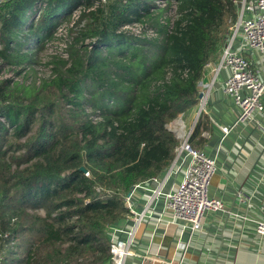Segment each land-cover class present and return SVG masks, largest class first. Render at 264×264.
Returning a JSON list of instances; mask_svg holds the SVG:
<instances>
[{
	"label": "trees",
	"instance_id": "trees-1",
	"mask_svg": "<svg viewBox=\"0 0 264 264\" xmlns=\"http://www.w3.org/2000/svg\"><path fill=\"white\" fill-rule=\"evenodd\" d=\"M238 11L234 0L0 5V264L110 263L108 228L134 186L172 165L168 124L197 106ZM57 39L49 74L1 77L34 71Z\"/></svg>",
	"mask_w": 264,
	"mask_h": 264
},
{
	"label": "crops",
	"instance_id": "crops-1",
	"mask_svg": "<svg viewBox=\"0 0 264 264\" xmlns=\"http://www.w3.org/2000/svg\"><path fill=\"white\" fill-rule=\"evenodd\" d=\"M235 44L236 48L244 45L242 34ZM244 54L256 71L264 72V52ZM218 59L207 65L200 82L204 107L197 105L182 116L190 130L194 127L192 145L216 160L218 169L209 194L221 199L225 210L207 211L202 227L191 231L172 221L163 195L147 206L149 194L139 186L131 195L132 208L145 210V216L138 224L130 212L109 228L111 236L122 239L134 230V254L126 264H264V235L257 233L252 222L264 219V112H255L253 120H238L240 107L223 91L230 71L216 72ZM224 125L231 127L227 134ZM176 167L168 177H159L155 185L145 187H158L165 181L162 191L168 192L183 176L181 165Z\"/></svg>",
	"mask_w": 264,
	"mask_h": 264
},
{
	"label": "built area",
	"instance_id": "built-area-1",
	"mask_svg": "<svg viewBox=\"0 0 264 264\" xmlns=\"http://www.w3.org/2000/svg\"><path fill=\"white\" fill-rule=\"evenodd\" d=\"M5 1L7 0H0V5ZM234 1L239 4L238 17L230 26L231 33L217 61L215 71L229 69L230 73L224 81L223 91L240 107L238 120L246 121L253 120L255 112H264V72L256 71L244 54L252 50L264 52V0ZM240 34L244 45L236 48L235 41ZM205 103L203 93L197 105L201 109ZM168 128L175 134L179 144L176 147L175 159L165 175L167 177L171 175L175 166L181 161L180 165L184 170L182 178L168 192L162 191L165 181L154 188L137 184L125 196V204L130 212L135 214L136 223L139 224L145 216V210L137 212L132 208L131 195L139 186H144L149 194L147 206L156 201L159 195H163L165 208L172 221L180 223L184 229L194 231L202 227V217L207 211L225 210L224 202L209 194L211 178L217 171L218 165L212 155L192 145L194 127L191 130L188 128L182 114L172 120ZM222 130L227 134L231 127L224 125ZM153 180L156 182L159 177H153ZM252 222L256 231L264 235V219H256ZM133 237L134 230L129 232V237L126 239L110 235L112 264H126L127 258L134 254ZM169 264L183 263L169 262Z\"/></svg>",
	"mask_w": 264,
	"mask_h": 264
},
{
	"label": "rangeland",
	"instance_id": "rangeland-1",
	"mask_svg": "<svg viewBox=\"0 0 264 264\" xmlns=\"http://www.w3.org/2000/svg\"><path fill=\"white\" fill-rule=\"evenodd\" d=\"M103 2H105L106 0H102ZM78 13H79V9H75L74 10V14L73 17L74 19H77L78 17ZM75 21L72 20L71 24L74 23ZM70 24V25H71ZM74 25V24H73ZM72 26V25H71ZM66 31H59V35H64ZM64 45V43L61 41V40H55V41H49L47 43V49L43 52V54H41V59H42V64L40 65H36V69L34 71H30V72H27L26 74L22 73L21 75H18L16 77V75L13 73L14 71L13 70H9L8 68H6L3 72H2V75L1 77H7V78H10V77H13L15 76V78H18L20 80H24L26 81L27 83H30V82H33L35 80H39L38 78L39 77H43L44 75L46 74H49L50 73V69L48 66L45 65V63L48 61L50 55L52 53H56V52H60L62 49L61 47ZM30 213L32 214H38L40 216H44L45 213H44V210L43 209H38V210H29Z\"/></svg>",
	"mask_w": 264,
	"mask_h": 264
},
{
	"label": "water",
	"instance_id": "water-1",
	"mask_svg": "<svg viewBox=\"0 0 264 264\" xmlns=\"http://www.w3.org/2000/svg\"><path fill=\"white\" fill-rule=\"evenodd\" d=\"M203 95V93H200V97ZM183 167V166H182ZM82 169L84 170V171H86V169L84 168V167H82Z\"/></svg>",
	"mask_w": 264,
	"mask_h": 264
}]
</instances>
